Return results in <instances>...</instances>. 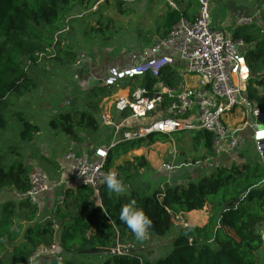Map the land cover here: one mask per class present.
I'll use <instances>...</instances> for the list:
<instances>
[{"label":"trees","instance_id":"1","mask_svg":"<svg viewBox=\"0 0 264 264\" xmlns=\"http://www.w3.org/2000/svg\"><path fill=\"white\" fill-rule=\"evenodd\" d=\"M89 1L0 0V128L6 126L3 111L9 95H22L34 85L24 70V63L27 59L35 60L36 53L51 43L52 38L45 31L48 27H58L59 10L75 2L83 4ZM187 7L169 8L165 12L160 37L165 36L181 16L190 17ZM231 33L234 38H242L247 45L253 44L244 53L250 68L245 94L264 111V90L254 87L258 85L256 70L262 72L258 75H264V36L259 38L258 33L248 26L234 27ZM57 46H60L59 42ZM68 54L73 58V53ZM161 75L167 85L177 86L179 77L175 67L163 68ZM134 80L146 87H151L155 81L150 75ZM18 116L22 124L21 139L30 140L38 131V126L31 124L22 113H18ZM59 121H62V131L72 139L79 138L76 128L91 134L99 129L100 124L93 112L85 110L59 113V118L50 120L49 124L57 129ZM132 124L133 121L124 128ZM192 138L197 143L201 140L204 146L198 160L212 156L209 133L196 130ZM166 139V135L155 133L146 138L119 142L108 149L106 167H113V160L120 153ZM237 158L224 166L216 165L208 175L196 181L178 184L166 182L162 188H156L149 194L131 189L118 195L109 193L103 184L98 193L108 214L95 203L97 193L92 188L82 185L74 190H66L67 205L56 209V214H59V235L56 233L61 250L67 254L88 248L97 249L95 252L104 251L108 256L102 264H255L256 252L263 245L259 229L264 221V159L252 157L246 149H239ZM133 162L139 168L149 165L142 155L133 156L131 162L126 160L117 165L115 172L123 183L128 176L122 173L128 171V165ZM28 173L29 168L23 162L5 168L0 148V190L8 189L14 195L26 191L29 187ZM15 198L17 202L5 200L0 208V251L5 249L4 241L10 243L12 248L7 264L25 263L37 247L51 244L56 236L51 220L33 221L35 205ZM131 200H135L137 207L152 219L149 233L156 236L167 233L173 225V216L178 213L200 210L206 204H210L211 213L203 225H193L191 229L181 226L173 238L171 250L163 257L150 261L142 258L130 244L128 248H123V253L111 251L115 237L120 245L132 239L138 243L146 242V239L138 241L119 221L121 207ZM20 210L21 222H17ZM52 264L76 263L66 259L55 260Z\"/></svg>","mask_w":264,"mask_h":264},{"label":"built area","instance_id":"2","mask_svg":"<svg viewBox=\"0 0 264 264\" xmlns=\"http://www.w3.org/2000/svg\"><path fill=\"white\" fill-rule=\"evenodd\" d=\"M169 1V5L177 9ZM197 6L191 18L181 16L165 36L157 37L154 42L140 50L122 54L124 64L121 67H108L103 77L98 80L106 88L120 89L123 88L122 85L145 75L155 79L151 87L140 84L133 85L134 87L125 86V94L114 97L110 106L107 105L100 112V122L110 127V144L97 145L89 152L67 150L57 172L66 168L69 177L60 181L51 180L45 171L32 169L28 174L29 187L24 192H17L18 198L26 199L30 204H38L43 194L60 186L67 189L70 185L88 186L96 194L103 185V176L110 171L115 172L106 167L108 149L119 142L146 138L150 134H164L169 137L178 131L201 130L211 135V157L235 152L239 129L229 126L226 116L237 110L242 112L245 124L250 123L254 127L253 145L258 155L263 156L264 112L245 94L250 79V68L244 56L248 45L242 38H234L232 33L212 25L209 0H197ZM257 18L258 12L253 11L236 18L233 25L245 26ZM57 41L58 38L54 35L51 43L36 53L35 60L25 61L24 70L27 71L33 63L54 58ZM74 57L72 71L82 82L84 71L91 73L92 62L85 52H78ZM176 64L181 65L182 75L193 78V85L182 82L173 87L165 83L161 71L167 66L176 67ZM89 77L95 78L92 74ZM111 109L118 112V120L115 122ZM131 121L134 124L124 128ZM172 150L174 151V147ZM237 159L236 152V158L231 162ZM160 167L170 175L175 163L173 159L162 161ZM53 223L55 236L58 226L56 222ZM259 234L264 244V221ZM114 250L122 253V246L116 244ZM43 257L58 261L63 259L57 239L49 245H40L25 263L17 264H40Z\"/></svg>","mask_w":264,"mask_h":264},{"label":"rangeland","instance_id":"3","mask_svg":"<svg viewBox=\"0 0 264 264\" xmlns=\"http://www.w3.org/2000/svg\"><path fill=\"white\" fill-rule=\"evenodd\" d=\"M118 2L120 3L119 5ZM169 2L174 3L177 9L188 5L187 12L190 16L194 15L198 7L197 0H170ZM209 7L212 25L229 33L234 28L235 18L257 11L258 18L245 26H248L252 31H256L259 38L264 36V0H209ZM169 8L172 7L169 5L168 0H90L83 4L75 2L61 8L59 10V19L56 23L58 27H48L45 31V34L51 36V38L54 35L57 36V42L60 44L56 50V57L54 56V58L45 59L41 62L44 65L46 64V75H43L41 79L39 78V85L31 88L29 92L22 95L11 94L7 99L3 111L6 126L0 128V148L4 167L7 168L10 165L23 162V157L31 154L35 161V169L42 171L54 170V165L60 162L65 151V137H68V135L61 129L60 122L62 121H59L57 125L60 126L54 129L49 124L50 120H57L59 113L73 110L91 111L96 115L104 106H110V102L114 97L125 94L127 90L125 86L134 87L139 84L136 79L133 82L126 83L125 86L122 85L121 87L123 88L120 89H109L101 83H98L95 87L84 88L85 82L83 80L81 82L72 71L71 64L75 58L74 56L78 52H85L93 60L92 62H94L96 67L101 65V63L121 67L124 64L121 59L122 54L134 52L148 46L162 35V20ZM62 29L65 30L63 31ZM252 46L253 44H248L249 48ZM70 52L73 53V58H70L68 54ZM254 61L252 60V62ZM35 64L37 65L38 63ZM258 70L255 72V80L258 82L257 86H260L259 83L264 82V75H258L261 72ZM186 81L191 83L189 76L186 77ZM66 101L69 104H66ZM87 104L88 106H85ZM110 112L113 116V121L118 120V112L114 109H111ZM18 113H22L23 117L33 121L41 129V134L30 143L25 140L21 142L20 132L22 124ZM106 128H99L95 132L98 139H102L106 134ZM253 128L250 123H247L244 130L247 133H251ZM195 132L192 130L174 132L170 136L172 140L166 139L164 142L158 140L142 146L145 147L144 153H142L144 149L142 150L141 147L120 153L117 155V159L114 158L116 160H113L112 168L116 170L114 167L115 162L119 163V165L124 163V159L131 162L133 156L136 155L149 158L153 164L155 162L154 166L157 167V165H161L162 161H168V159L165 160L166 156H164L165 158L163 157L164 145H168V147L175 146L174 152L176 154L177 151L179 160L177 166L182 168L183 161L195 165L199 161V155L204 151L202 141L200 140L197 143L192 138ZM45 144L47 145L45 146ZM239 149H246L252 157L257 159L259 157L263 158L256 153L252 137L243 138V144L240 148L237 147L235 151ZM128 166L129 170L126 171V174H130L128 175L130 178L124 182L128 189L127 191L131 187L132 189H138L142 194L151 193V188L150 191L138 188V186H144V172L149 169L148 166L139 168L136 167L134 162ZM161 170L163 169L161 168ZM153 174L155 175L153 178H157L158 181H165V176L162 172L154 171ZM155 183L156 181L153 179L149 186L155 185ZM135 186L137 188H134ZM7 195L8 193H0V208ZM62 202L57 206L64 205ZM58 217L59 214H56V210L51 208L48 211V215L44 217L39 215L38 220L42 222L54 220L59 226ZM180 222H182L181 214L173 216V225L166 235L170 234L172 236ZM56 229L59 235V228L57 227ZM124 243V248H128L129 245L127 244H130L132 248L137 249L142 258L150 261L163 257L172 248V241L169 237L159 239V236L150 233L144 243H138L135 239L130 240L129 243ZM4 244L5 249L0 251V264L8 263L9 254L12 250L10 243L4 241ZM96 250L88 248L73 254H67L62 251L63 261L70 259L76 264H102L108 253L102 252L103 256H105L102 259L101 253L95 252ZM53 261H55L53 258H50L49 261L46 259L43 264H52ZM255 264H264V244L256 252Z\"/></svg>","mask_w":264,"mask_h":264},{"label":"crops","instance_id":"4","mask_svg":"<svg viewBox=\"0 0 264 264\" xmlns=\"http://www.w3.org/2000/svg\"><path fill=\"white\" fill-rule=\"evenodd\" d=\"M94 5H95V3H94ZM191 17L192 16H190L189 18H191ZM92 61L93 60L91 59V62ZM110 66H112V65H108V63H104V64L101 63V65L96 67L94 62H92V68H90L91 73L88 72L87 70H85L84 73H83V76L81 75L83 77V82L85 81L84 88L95 87V86L98 85V83H100L99 81L97 83H94V84L90 83L89 87H86L85 86L86 85V79L89 77V74H92L97 80H100L103 77L104 73L106 72L107 68L110 67ZM45 69H46V64L44 65V63H41L40 65L38 63L37 65L35 64V65L29 67V69L27 71L28 72V76L34 82V85L31 88H34V87L39 85V78L41 79V77L43 75H46L45 74V72H46ZM175 69H176L177 75L179 77L178 84L182 83V82L186 83L188 85H193L194 84V80L190 76H189V79L191 80V83H188L186 81L187 75H182V73H181V65L180 64L179 65L176 64ZM259 85L260 86L254 85V87L259 89V90H261V89L264 90V82H260ZM39 87H41V86H39ZM29 91H27V92H29ZM65 103L69 104L68 101H66ZM85 106H88V104L85 105ZM105 107L106 106H104L103 108H105ZM103 108H102V110H103ZM82 109H84V108H82ZM102 110H100L99 112L96 113V116H97L98 119H100V112ZM241 113H242L241 111L237 110V111H234L233 113L228 114L226 116L227 124L229 126H231V127H237L239 129L238 134H237V137H238L237 147L238 148H240L241 145L243 144V138H249V137L251 138L252 137V132L251 133H247L244 130V127L246 126V124L243 121V115ZM28 121L31 124H35L33 121H30V120H28ZM143 121H145V120H143ZM99 123H100L99 124V128H103V129H105L106 127L108 128V129L106 128V134L103 136L102 139H98V137L95 135L96 134L95 132L90 134L86 130H83L82 128H76V132L78 133L79 138L72 139L71 137H65L66 145H65L64 153L67 150H69V149L74 150V151H86V152H89L93 147H95L97 145L108 146L110 144L111 140H112V135H111L110 128L108 126L103 125V123L100 122V120H99ZM35 125H37V124H35ZM40 134H41V129L38 126V131H36L33 134L32 138L30 140H25V141H27V143L29 141V143H30V142L34 141L36 139V137L38 135H40ZM169 139L172 140L171 137ZM22 141L23 140H21V142ZM171 143H172V141H171ZM165 144H167V143H165ZM46 145L47 144H45V146ZM148 147H150V145H148ZM173 147L175 148V146H173ZM237 147L235 149H237ZM144 148L145 147L141 146L142 150ZM144 152H145V149L143 150L142 153H144ZM236 152L237 151H235V152L234 151L233 152L230 151V152H227V153H222V154H220V155H218L216 157H211L210 156V157H207L205 159L199 160L198 162H196L195 165L190 163V162L183 161V163L181 165L183 167L181 168L180 166H177V163L179 162L178 156H177V151H176V154H175V152L172 150V147H168V145H164L163 157L166 156V158L164 157L165 160L166 159H168V160H172L173 159V161L175 163L174 170L172 171V173L170 175H167L163 170H161L160 165H157V167L154 166L155 162L153 164L151 162V160L146 157L145 160L149 164L148 165L149 169H147V171L144 172V178H143V183H144L143 185L144 186H138V188L139 189L142 188L144 190L146 189V190H149V191H150V188H151L150 192H152L154 189L161 187L162 184H164L166 182L169 183V184H178V183H185L188 180L196 181L199 178H201L202 176L208 175L213 170V168L216 165H218V164H220V165L229 164L232 161V159L236 158ZM64 153H63V155H64ZM136 156H140V155H136ZM61 160H62V157H61ZM61 160H60L59 163H61ZM125 161L126 160L124 159L123 162H125ZM23 162H24V164L26 166H28L29 171H31L32 169L36 168V167H34L35 166V161L32 158L31 154H27L26 156H24L23 157ZM59 163H56L54 165L55 166L54 170L50 169L48 171H45L48 174V176H49V178L51 180L60 181L61 179H66V178L69 177V173H68L66 168H63V169L61 168L60 172H57V169L60 168V164ZM132 164L133 163H131V165ZM117 165H119V163L115 162L114 163V167H116ZM141 169H143V168H141ZM154 171L162 172V174L165 176V181L162 182V181H158L157 178H153L155 176L153 174ZM122 175H123V173H122ZM124 175L128 176L130 174H126V172H124ZM129 178L130 177H127L126 181L129 180ZM153 179H154V181H156L155 185L149 186V184L151 183V181H153ZM75 187L76 186H74V185H70L67 189H65L63 186H60V187H56L50 193L43 194L39 198L38 204H35L36 205V215H35V218H34L33 221L40 222V220H38L39 215H41V217H44V216L48 215V211H50L51 208L53 210L54 209L56 210L57 208L65 207L67 205L66 201L68 200L67 197H66L65 191L68 190V189L69 190H71V189L74 190ZM134 188H137V187L135 186ZM60 189L63 190V191H61ZM131 189L132 188L130 187L129 191ZM129 191H127V192H129ZM0 193L1 194L2 193H8V195L6 196L5 200L11 199V200H14L15 202H17V200L15 198L17 196H15L16 194L14 195L13 191H10L8 189H2V190H0ZM62 200H63V202H62ZM61 202L64 203V205L57 206ZM68 208L70 209V207H68ZM191 211H193L195 213L191 214ZM191 211L178 213V214H181V216H182V222H180L179 226H177L175 228V230H174L175 232L173 233V235L171 236L170 234L169 235L164 234L163 236H159V239L164 238V237H169L170 240L173 241V238L179 233L180 227L183 226L184 224L203 225L204 223H206V221L208 219V216L211 213V206H210V204H206L203 209L191 210ZM19 213H20V217L17 218V222H21V210H20ZM100 253H101L102 259H103L105 256H103L101 251H100ZM46 259H48V261L50 260V258H48V257H43V258L40 259V264H43V262H46ZM97 260H99V259H97Z\"/></svg>","mask_w":264,"mask_h":264},{"label":"clouds","instance_id":"5","mask_svg":"<svg viewBox=\"0 0 264 264\" xmlns=\"http://www.w3.org/2000/svg\"><path fill=\"white\" fill-rule=\"evenodd\" d=\"M169 138H170V136L168 137V140H169ZM80 174L83 175L82 172ZM102 182H103L106 190L109 193H114V194L119 195V194L126 193L128 190L127 187L125 186V184L118 178L117 173L114 171H110L107 174H105L103 176ZM96 198L97 199L95 200V203L98 206H100L102 209H104L103 205H102V201L100 200L99 193L96 194ZM33 205H35V204H33ZM104 210H105L106 214H108L107 210L106 209H104ZM53 221L54 220H52V222ZM119 221H120V223L126 225V227L131 231V233L134 235V237L138 241H143V240L147 239V237L149 235V230L151 229L152 224H153L152 219L144 212V210L142 208L137 207V202L135 200H131L129 203H127L121 207V209L119 211ZM183 227L187 228V229H191L193 227V225L184 224ZM55 239H57L56 236H55ZM115 240H116V244H117V241H118L117 238ZM116 244H115V246H116ZM115 246L111 247V251H115L114 250ZM123 248H124V245H122V253H123ZM101 252H104V251H101ZM104 253H106V252H104ZM62 255H63V252H62Z\"/></svg>","mask_w":264,"mask_h":264},{"label":"water","instance_id":"6","mask_svg":"<svg viewBox=\"0 0 264 264\" xmlns=\"http://www.w3.org/2000/svg\"><path fill=\"white\" fill-rule=\"evenodd\" d=\"M98 82V80L97 79H95V78H92V77H88L87 79H86V87H89V84L90 83H92V84H94V83H97ZM263 159H264V153H263ZM115 239L116 238H114V241H113V243H112V246H115ZM125 251V250H124Z\"/></svg>","mask_w":264,"mask_h":264},{"label":"bare ground","instance_id":"7","mask_svg":"<svg viewBox=\"0 0 264 264\" xmlns=\"http://www.w3.org/2000/svg\"><path fill=\"white\" fill-rule=\"evenodd\" d=\"M195 212L191 211V214H194Z\"/></svg>","mask_w":264,"mask_h":264}]
</instances>
